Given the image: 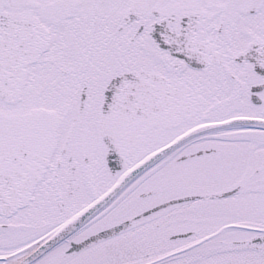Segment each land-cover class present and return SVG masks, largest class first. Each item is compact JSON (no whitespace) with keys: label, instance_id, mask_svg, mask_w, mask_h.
<instances>
[{"label":"snow or ice","instance_id":"1","mask_svg":"<svg viewBox=\"0 0 264 264\" xmlns=\"http://www.w3.org/2000/svg\"><path fill=\"white\" fill-rule=\"evenodd\" d=\"M0 264H264V0H0Z\"/></svg>","mask_w":264,"mask_h":264}]
</instances>
